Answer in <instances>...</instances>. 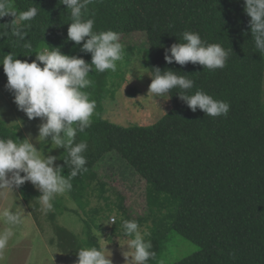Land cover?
Wrapping results in <instances>:
<instances>
[{
  "label": "trees",
  "instance_id": "16d2710c",
  "mask_svg": "<svg viewBox=\"0 0 264 264\" xmlns=\"http://www.w3.org/2000/svg\"><path fill=\"white\" fill-rule=\"evenodd\" d=\"M33 8L34 18H21ZM85 18L94 19L96 32H144V66L150 74L157 67L186 74L194 81L189 94L203 90L228 102L230 109L219 117L199 108L192 112L177 95L180 90L172 89L170 109L150 125L92 119L76 136L77 143L88 144V171L71 180L67 193L81 203L93 182L104 189L98 165L106 156H117L144 180L146 191L147 213L132 218L119 202L123 218L144 222L154 205L171 200L175 209L169 229L198 246L173 264H264V55L255 49L243 0H92ZM69 23L70 10L60 0H0V61L11 53L30 63L39 49L59 48L67 55L76 45L67 38ZM16 29L23 40L13 34ZM184 31L232 49L226 66L209 71L191 62L166 63L165 48L183 43ZM77 57L91 63L90 53L78 52ZM107 73L93 68L89 79L95 84ZM0 74L7 78L2 65ZM0 138L16 140L20 134L0 119ZM66 157L65 149L58 165L68 176ZM166 233L152 232L147 239L155 253L148 264L154 263ZM87 236L89 246L101 248L91 232Z\"/></svg>",
  "mask_w": 264,
  "mask_h": 264
},
{
  "label": "clouds",
  "instance_id": "9594fccd",
  "mask_svg": "<svg viewBox=\"0 0 264 264\" xmlns=\"http://www.w3.org/2000/svg\"><path fill=\"white\" fill-rule=\"evenodd\" d=\"M92 0H60V3L70 10L67 38L80 45L81 51L91 54V63L82 57L62 54L59 48L49 51L45 49L36 53L32 62L13 58L12 54L4 56L0 61L7 76L6 88L13 93L14 103L23 111L29 120L40 118L37 140L49 143L55 148L66 149L64 159L71 171L63 175L64 168L56 165V156L43 154L31 142V136L24 140L0 138V192L20 188L26 182L36 188L41 195L37 198L44 209L52 208V201L58 194L72 189L71 180L79 174L87 172V159L84 155L88 148L85 141L76 142L78 132H84L92 124V116L96 101L90 99L84 91L92 85L89 79L93 68L97 72L117 70V62L124 58L123 45L119 33L113 30L93 31L94 19L85 18L88 5ZM244 12L250 17L248 26L251 31L255 49L264 55V0H243ZM36 15V9L23 13L22 19L31 20ZM20 40L24 35L19 29L13 33ZM183 43H173L165 48L164 60L185 66L189 62L214 71L223 69L232 49H225L219 43H209L200 34L192 31L182 33ZM30 48L29 43L23 45ZM148 74V73H147ZM149 93L153 98H163L172 89H179V98L186 102L192 112L199 108L207 116H227L230 104L214 99L203 90L189 94L194 87V81L188 75H178L172 70L161 71L154 68L151 74ZM148 93V94H149ZM23 173V175H22ZM10 226L22 223V215L5 209L0 213ZM110 223H115L113 218ZM108 223V224H110ZM124 245L131 250L123 253L126 264H148L155 256L151 250L152 243L146 240L147 231H142L134 219L121 218ZM11 227L0 232V249H4L12 237ZM105 246L81 247L76 251L75 264H112L110 255H106ZM131 257L129 261L128 258Z\"/></svg>",
  "mask_w": 264,
  "mask_h": 264
},
{
  "label": "rangeland",
  "instance_id": "374dc122",
  "mask_svg": "<svg viewBox=\"0 0 264 264\" xmlns=\"http://www.w3.org/2000/svg\"><path fill=\"white\" fill-rule=\"evenodd\" d=\"M119 35L124 58L117 62V70L108 71L105 79L84 90L89 93L90 99L96 101L92 119L105 118L124 126L150 125L170 109L169 95L163 99L153 98L149 93L151 77L144 66L148 45L146 34L135 31ZM83 43L75 45L67 55L77 56L78 52H82ZM44 50H37L34 59L36 53ZM6 84L7 78L0 74V119L5 126L20 134L19 140L30 135L37 150H43L45 156H56L55 164L58 165L65 149L51 145L50 137L46 144L36 139L40 118L29 120L14 103L13 93L6 88ZM97 172L106 183L104 189L93 182L86 189L81 203L74 201L67 191L58 194L51 202L52 208L47 211L37 199L41 193L31 182L18 189L13 188L12 192H0V213L8 209L22 215V223L16 226L8 225L0 215V232L9 227L13 232L8 245L0 249V264H75L76 251L81 247H91L86 242L90 232L101 248L105 246V254H111L112 264H126L123 253L131 250L124 245L121 227L124 214L118 204L121 202L127 210L126 214L132 218L145 215V182L117 156H106L99 163ZM118 195L122 196L121 201ZM174 209L175 203L166 200L163 205L153 206L148 220L137 221L141 230L148 233L146 240L152 232L167 229L153 264H173L198 249L195 243L169 229ZM113 218L115 223H110Z\"/></svg>",
  "mask_w": 264,
  "mask_h": 264
}]
</instances>
